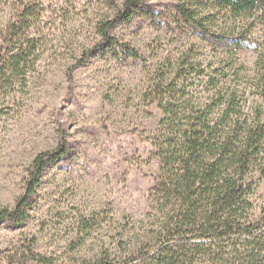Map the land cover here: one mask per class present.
<instances>
[{"label": "trees", "instance_id": "16d2710c", "mask_svg": "<svg viewBox=\"0 0 264 264\" xmlns=\"http://www.w3.org/2000/svg\"><path fill=\"white\" fill-rule=\"evenodd\" d=\"M172 1L175 27L207 41L214 49L210 58L202 59L189 43L158 57L159 47L147 63L110 35L117 24L153 16L146 6L151 0H0V122L21 111L32 76L51 49L50 34L101 6L105 12L94 23L100 54L139 60L147 76L141 100L160 112L151 140L159 172L149 229L130 257L81 264H264V197L258 206L250 199L264 178V64L244 84L235 70V55L253 45V31L264 26V0ZM67 156L61 135L54 150L35 155L23 194L13 208L0 207V226L26 221L39 177ZM31 256L23 264H46Z\"/></svg>", "mask_w": 264, "mask_h": 264}, {"label": "rangeland", "instance_id": "374dc122", "mask_svg": "<svg viewBox=\"0 0 264 264\" xmlns=\"http://www.w3.org/2000/svg\"><path fill=\"white\" fill-rule=\"evenodd\" d=\"M173 4L151 0L146 6L153 16L117 24L110 35L147 63L159 47L158 57L189 43L199 47L202 59L210 58L214 49L207 41L175 27ZM100 8L50 34L51 49L32 76L21 111L0 122V207L13 208L23 194L36 154L54 150L60 135L68 144V156L39 177L26 221L0 226V264L29 263L34 253L46 264L104 256L124 261L149 229L159 172L151 140L160 112L141 100L147 76L139 60L100 54L94 28L98 13L105 12ZM252 35L254 44L235 55L241 84L257 78L264 64V26ZM215 51L222 56L221 49ZM263 197L264 178L250 199L258 206Z\"/></svg>", "mask_w": 264, "mask_h": 264}]
</instances>
